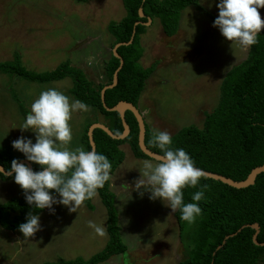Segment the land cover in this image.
<instances>
[{
  "label": "rangeland",
  "instance_id": "obj_1",
  "mask_svg": "<svg viewBox=\"0 0 264 264\" xmlns=\"http://www.w3.org/2000/svg\"><path fill=\"white\" fill-rule=\"evenodd\" d=\"M218 2L199 0L203 11L186 7L173 36L162 32L158 18L146 25L141 36V64L147 67L156 63V67L137 106L153 131H168L172 135L190 124L201 127L204 113L218 102L226 71L246 58L248 49L231 45L212 26L218 16ZM262 9H258L261 16ZM125 14L121 0H0V61L12 60L19 53L28 69L45 72L70 60L96 86L104 81V63L112 51L108 24L120 21ZM72 86L69 76L36 82L0 73V147H8L17 158H23L11 143L20 136L35 143L34 132L20 129L32 102L42 91L52 88L74 98ZM94 118L103 120L92 108L73 113L69 121L70 150L80 147L83 127ZM120 149L124 160L111 174L110 189L115 194L120 235L127 252L100 264H179L185 249L167 201L150 200L146 191L143 196L132 191L144 162L157 161L136 158L127 143L121 144ZM91 203L92 209L83 203L77 212H69L63 205H54L55 214L42 209L38 213L41 230L27 239L19 231L0 226V264L88 259L99 252L108 241L107 230L101 237L88 222L106 229L107 211L99 195ZM193 225L196 223L189 224V228Z\"/></svg>",
  "mask_w": 264,
  "mask_h": 264
},
{
  "label": "trees",
  "instance_id": "obj_2",
  "mask_svg": "<svg viewBox=\"0 0 264 264\" xmlns=\"http://www.w3.org/2000/svg\"><path fill=\"white\" fill-rule=\"evenodd\" d=\"M121 1L126 14L118 22H109L107 28L112 35V48L116 43L130 40L137 21L146 22L148 17L152 20L158 18L163 33L166 36H173L178 31L181 12L186 7L193 6L203 11L199 0ZM140 7L143 9V17H139L138 14ZM146 28L141 23L137 24L132 42L117 48L123 64L118 71L117 84L105 91L104 98L108 107L114 106L119 101H127L137 106L147 79L155 71L156 63L147 67L141 64L144 52L141 36ZM118 66L119 58L111 51L104 63V81L95 86L87 78L86 73L72 65L70 60L54 70L37 72L28 69L22 63L19 53H15L12 60L0 61V73L36 82L71 77L73 97L83 101L93 111H97L103 119L100 121L94 118L83 127L79 146L90 151L91 146L87 136L90 124L100 121L117 135L123 131L118 112L107 111L100 97L101 89L111 83L113 73ZM125 120L130 127V133L123 140L112 139L99 128L93 131L95 151L109 159L110 175L124 160L121 144L127 143L136 158L150 159L139 148L138 124L133 113L126 111ZM152 135L153 130L146 124V146L162 154L150 143ZM171 137L170 147L183 148L195 162L196 167L233 180L245 179L251 169L264 164V28L261 29L257 43L248 49L246 58L226 71L220 83L218 102L210 112L204 113L201 127L190 124L180 128ZM13 159L20 160L8 147H0V165L4 169L10 168ZM32 168L34 171L40 170V166L36 164H32ZM0 177L4 180L12 178ZM200 185H207V188L206 198L198 202L202 214L196 218V225L189 228V224L180 218L179 210L173 213L179 227V239L185 249L184 258L179 264L264 263V245L253 243L254 229L246 226L237 232L243 225L258 223L260 231L257 234V241L264 242V172L257 175L253 185L245 188H235L203 176L197 187L183 189L184 203L193 202L191 196L200 189ZM98 195L107 211L108 241L105 246L88 259L77 257L42 264H100L113 255L127 252V245L120 235L118 213L114 205L115 194L110 189V180L104 187L98 189ZM92 199L84 202L89 209L93 208ZM41 211L42 209H35L26 203L25 194L21 190L19 196L0 203V226L18 231V225L26 222L29 213L38 214ZM235 232L237 234L229 237L219 249H216L225 236Z\"/></svg>",
  "mask_w": 264,
  "mask_h": 264
},
{
  "label": "clouds",
  "instance_id": "obj_3",
  "mask_svg": "<svg viewBox=\"0 0 264 264\" xmlns=\"http://www.w3.org/2000/svg\"><path fill=\"white\" fill-rule=\"evenodd\" d=\"M215 6L218 16L212 26L218 28L225 40L245 50L257 43L264 28V20L258 11L264 8V0H219ZM89 110L83 101L70 98L55 88L42 91L32 102L20 129L34 132L35 143L20 136L12 141L11 147L22 153L26 161L39 165L40 170L34 171L17 159L11 161L7 170L0 167V176L12 177L24 192L28 205L48 209L50 214H55L54 205H63L69 212H77L110 180L111 163L107 156L82 147L68 148L72 141L69 121L73 113ZM150 143L162 155L155 164L144 162L143 172L134 182L132 191H137L140 196L146 191L150 193V200L167 201L172 213L179 210L183 221L194 223L202 214L198 202L206 198L207 185H200V189L192 194L193 202L190 203H184L183 189L197 187L204 176L203 171L195 166L183 148L170 147L172 137L168 131L154 130ZM88 223L97 235L103 237L106 234L103 225L93 221ZM40 230L38 214L29 213L26 222L18 225V231L25 239Z\"/></svg>",
  "mask_w": 264,
  "mask_h": 264
},
{
  "label": "water",
  "instance_id": "obj_4",
  "mask_svg": "<svg viewBox=\"0 0 264 264\" xmlns=\"http://www.w3.org/2000/svg\"><path fill=\"white\" fill-rule=\"evenodd\" d=\"M138 14H139V17H143L144 16L142 7H140L138 9ZM261 19L264 20V13L261 16ZM151 21H152V19L150 17H148L146 22H141V21L135 22L134 28H133V32H132V35H131L130 40L127 41V42H119V43H116L113 46V48H112V53L117 58H119V66H118V68L113 73V78H112L111 83L104 85L103 88L101 89V91H100V97H101L102 104H103L104 108L107 111H116V112H118V114H119V116L121 118V121H122L123 131H122V133H120V134L117 135V134H114L109 129L108 126H106L104 123H102L100 121H96V122L90 124L89 127H88V130H87V136H88V139H89V144L91 146V150L90 151H95V149H96V144H95V141L93 139V131L96 128L102 129L112 139H119V140L125 139L129 135V133H130V127H129L128 123L125 120V113H126V111H130V112L133 113V115H134V117H135V119L137 121V124H138V145H139L140 150L145 155H147L150 159H154L157 162L159 160V157L162 155L160 153H157V152H154V151L150 150L146 146V144H145L146 121H145L143 112L140 111V109L138 108V106L133 105L132 103L127 102V101H119L114 106L108 107L106 105V103H105V98H104L105 91L107 89H109V88L114 87L117 84V81H118V71L120 70V68H121V66L123 64V59L118 54L117 48L119 46H121V45H128V44H130L132 42L133 37H134V34H135V26L137 24L141 23V24H143V25L146 26ZM19 161L24 162L25 164H27L29 167L32 168V163L26 161L25 158L20 159ZM0 167H3V166L0 165ZM202 171H203L205 177H208V178H211V179H214V180H217V181H221L222 183L227 184V185L232 186V187H235V188H245V187H248L250 185H253L255 183V179H256L257 175L260 174L261 172H264V164L259 165V166H256L253 169H251V171L249 172V174L247 175V177L245 179H243V180H233L232 178L226 177V176L221 175V174H218V173H212V172L205 171V170H202ZM246 226H250L255 231L254 234H253V236H252L253 243L256 244V245H262L263 246L264 245V242L259 243L257 241V234L260 231L259 224L258 223H253V224L243 225L241 228L238 229L237 232H239L242 228H244ZM237 232L225 236V238L223 239L222 243L220 245H218L216 249H219L226 242V240L229 237L234 236L235 234H237Z\"/></svg>",
  "mask_w": 264,
  "mask_h": 264
},
{
  "label": "crops",
  "instance_id": "obj_5",
  "mask_svg": "<svg viewBox=\"0 0 264 264\" xmlns=\"http://www.w3.org/2000/svg\"><path fill=\"white\" fill-rule=\"evenodd\" d=\"M263 10L264 8L262 9V11ZM23 158H19V159H23ZM20 193H21V188L19 187V185L14 183L12 178L4 180L0 177V203H4L13 197H17L20 195Z\"/></svg>",
  "mask_w": 264,
  "mask_h": 264
}]
</instances>
